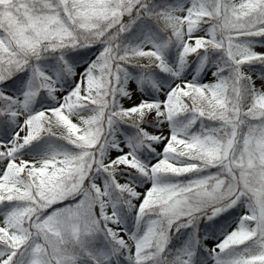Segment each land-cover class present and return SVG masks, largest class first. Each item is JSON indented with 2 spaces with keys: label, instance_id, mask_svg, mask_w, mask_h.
<instances>
[{
  "label": "snow or ice",
  "instance_id": "6c2138e0",
  "mask_svg": "<svg viewBox=\"0 0 264 264\" xmlns=\"http://www.w3.org/2000/svg\"><path fill=\"white\" fill-rule=\"evenodd\" d=\"M0 264H264V0H0Z\"/></svg>",
  "mask_w": 264,
  "mask_h": 264
},
{
  "label": "trees",
  "instance_id": "16d2710c",
  "mask_svg": "<svg viewBox=\"0 0 264 264\" xmlns=\"http://www.w3.org/2000/svg\"><path fill=\"white\" fill-rule=\"evenodd\" d=\"M236 214V211L230 210V214L216 218L214 226L209 224V227L212 228V231L214 232V235H210L209 238H219L222 236L223 231L229 230V225L232 224Z\"/></svg>",
  "mask_w": 264,
  "mask_h": 264
},
{
  "label": "rangeland",
  "instance_id": "374dc122",
  "mask_svg": "<svg viewBox=\"0 0 264 264\" xmlns=\"http://www.w3.org/2000/svg\"><path fill=\"white\" fill-rule=\"evenodd\" d=\"M253 67H255V68H257V70H259L258 69V66H253ZM78 71L79 70H82V69H77ZM133 87H135V85L133 84L132 85ZM229 230H230V228H229ZM219 238H222V236L221 237H219ZM219 238H209L206 242L209 244V245H212V244H215L216 242H217V239H219Z\"/></svg>",
  "mask_w": 264,
  "mask_h": 264
}]
</instances>
